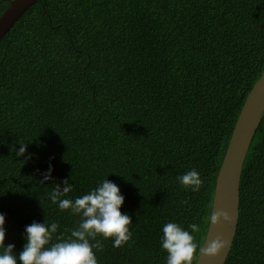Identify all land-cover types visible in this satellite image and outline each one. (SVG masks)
Masks as SVG:
<instances>
[{
    "label": "trees",
    "instance_id": "obj_1",
    "mask_svg": "<svg viewBox=\"0 0 264 264\" xmlns=\"http://www.w3.org/2000/svg\"><path fill=\"white\" fill-rule=\"evenodd\" d=\"M10 2L0 0V16ZM263 71L264 0L36 2L0 40L5 245L18 253L33 221L56 222L53 241L70 234L79 217L47 194L71 177L69 198L115 183L131 217L123 246L97 237L98 264H165L159 237L169 221L199 224L201 249L218 172ZM19 144L27 158L15 156ZM49 164L52 180L42 185ZM191 169L203 180L197 192L177 182ZM224 264H264V114Z\"/></svg>",
    "mask_w": 264,
    "mask_h": 264
},
{
    "label": "clouds",
    "instance_id": "obj_2",
    "mask_svg": "<svg viewBox=\"0 0 264 264\" xmlns=\"http://www.w3.org/2000/svg\"><path fill=\"white\" fill-rule=\"evenodd\" d=\"M25 154L26 145L19 144L18 150L15 149V156L27 158ZM52 171V165L49 164L41 173L39 183L44 185L52 180ZM70 180L71 177L60 183H53L55 187L47 196L59 210H69L78 216V225L69 230L70 234L66 238L57 236L53 241V235L59 225L56 222L33 221L24 227V244L17 253L14 252V244L4 243L6 216L0 213V264H17V261L20 264H98L95 252L102 250L103 245L97 237L110 239L112 246L116 248L131 239V217L120 211L124 196L118 185L105 178L85 194L69 198L68 194L73 191ZM177 182L192 192L199 191L203 184L199 172L195 169L179 175ZM221 216L223 213H217L211 216L210 220L215 223ZM199 230L197 223H190L187 228L171 221L164 223L159 243L161 250L166 253L165 264H192L194 252L208 257L216 256L221 247L216 240L209 243L206 249H198L193 234Z\"/></svg>",
    "mask_w": 264,
    "mask_h": 264
},
{
    "label": "water",
    "instance_id": "obj_3",
    "mask_svg": "<svg viewBox=\"0 0 264 264\" xmlns=\"http://www.w3.org/2000/svg\"><path fill=\"white\" fill-rule=\"evenodd\" d=\"M38 1L11 0L0 16V40ZM263 114L264 71L245 100L216 178L210 217L217 213H223V216L218 217L215 223L209 218L201 249H206L213 240L218 241L221 247L214 257L200 253L196 264H224L230 253L238 226L243 164Z\"/></svg>",
    "mask_w": 264,
    "mask_h": 264
}]
</instances>
